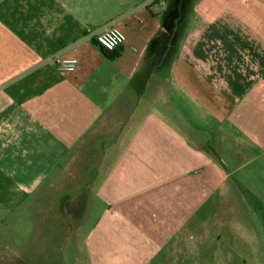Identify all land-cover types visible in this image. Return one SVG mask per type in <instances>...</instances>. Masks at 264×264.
I'll return each mask as SVG.
<instances>
[{
    "label": "crops",
    "instance_id": "1",
    "mask_svg": "<svg viewBox=\"0 0 264 264\" xmlns=\"http://www.w3.org/2000/svg\"><path fill=\"white\" fill-rule=\"evenodd\" d=\"M219 1L0 0L1 186L28 198L31 248L71 264H181L196 248L213 120L222 149L244 138L230 113L252 91L233 53L212 50ZM109 24L127 35L114 50L99 42ZM228 40L215 42L234 52ZM253 89L264 108L262 76Z\"/></svg>",
    "mask_w": 264,
    "mask_h": 264
},
{
    "label": "rangeland",
    "instance_id": "2",
    "mask_svg": "<svg viewBox=\"0 0 264 264\" xmlns=\"http://www.w3.org/2000/svg\"><path fill=\"white\" fill-rule=\"evenodd\" d=\"M243 1L247 3V16L242 15L233 0H220L215 6L221 8L215 13L224 22L219 23L214 13L213 25H222L223 34L213 37L212 50L231 51L243 76L245 71L249 72L252 91L243 103L245 106L230 113L235 124L231 123L233 131H240L244 138L231 137L229 148L222 149L217 131L220 121L213 120L210 153L214 171L207 196L199 192L194 204L198 218L196 248L183 254L181 264H264V108L257 104L253 89L260 76L264 80V12L253 10V1ZM217 39H229L235 45L234 52L225 42L217 44ZM237 118L240 128L234 122ZM3 183L0 177V207H6L5 211L0 208V264H53L54 259L55 264H71L74 252L58 251L51 256L50 251L31 248L28 198L14 197L1 186ZM43 237L38 235V241Z\"/></svg>",
    "mask_w": 264,
    "mask_h": 264
},
{
    "label": "built area",
    "instance_id": "3",
    "mask_svg": "<svg viewBox=\"0 0 264 264\" xmlns=\"http://www.w3.org/2000/svg\"><path fill=\"white\" fill-rule=\"evenodd\" d=\"M127 39L126 33L116 25H107L99 36V42L109 50H114ZM53 60L59 71L73 72L79 65V57L76 55H56Z\"/></svg>",
    "mask_w": 264,
    "mask_h": 264
}]
</instances>
